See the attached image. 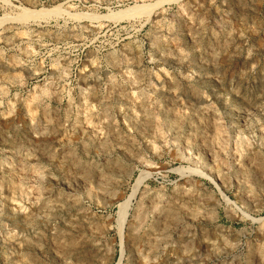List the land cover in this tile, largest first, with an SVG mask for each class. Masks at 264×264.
<instances>
[{
    "label": "rangeland",
    "instance_id": "obj_1",
    "mask_svg": "<svg viewBox=\"0 0 264 264\" xmlns=\"http://www.w3.org/2000/svg\"><path fill=\"white\" fill-rule=\"evenodd\" d=\"M0 264H264V0H0Z\"/></svg>",
    "mask_w": 264,
    "mask_h": 264
},
{
    "label": "bare ground",
    "instance_id": "obj_2",
    "mask_svg": "<svg viewBox=\"0 0 264 264\" xmlns=\"http://www.w3.org/2000/svg\"><path fill=\"white\" fill-rule=\"evenodd\" d=\"M154 8V5H147V4H135V5H132V6H130V7H128V8H126L125 10H122V11H120V12H118V13H115V14H112V16L114 17L115 16V18L116 19H120V18H123L124 16H130V15H133V14H135V13H141V12H144V11H147V12H150L152 9ZM31 11H25V13H24V15H27L28 13H30ZM40 12H42V13H48V12H50V10L49 11H47V10H42V11H40ZM53 12V11H52ZM39 13V12H38ZM33 13H31V15H32ZM36 14H37V12H36ZM40 14V13H39ZM30 16V15H29ZM147 175V173H145V172H143L141 175H140V177L138 178V180H137V185H138V183L142 180V179H144V177ZM125 207H126V204L124 205ZM128 206V205H127ZM123 209H124V207H123ZM121 213V212H120ZM122 214V213H121ZM176 217V216H175ZM123 218V217H122ZM124 219V218H123Z\"/></svg>",
    "mask_w": 264,
    "mask_h": 264
}]
</instances>
